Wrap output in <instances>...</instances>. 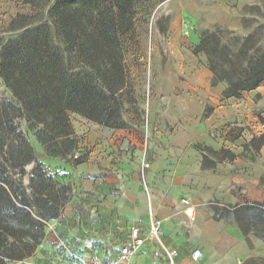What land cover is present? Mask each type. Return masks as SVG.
Instances as JSON below:
<instances>
[{"label": "rangeland", "instance_id": "rangeland-1", "mask_svg": "<svg viewBox=\"0 0 264 264\" xmlns=\"http://www.w3.org/2000/svg\"><path fill=\"white\" fill-rule=\"evenodd\" d=\"M30 1L38 5L24 3L19 13L27 16V24H50L48 12L54 0ZM231 17L238 19L240 30L213 20ZM175 20L180 27L172 33L170 25ZM213 27L235 33L224 40L227 45L237 38L242 50L264 55V0H233L231 5L216 0H133L131 28L120 38L126 76L120 96L123 127L109 128L68 113L75 148L63 155L58 154L60 149L46 150L24 120L19 129L43 155L40 162L47 175L70 186L65 168L54 162H79V155L88 152L78 145V138L89 127L107 134L129 131L136 143L146 139L144 154L134 146L106 153L107 165L102 169H112L119 182L107 188L104 197L111 195L112 201H105L102 213L112 219L120 208L136 218L147 214L148 227L156 221L169 244L183 242V248H199L207 262L264 264V115L260 117L253 108L259 98L253 92L264 86V81L239 98H229L226 114L214 110L226 107L223 96L199 114L179 106L174 94L177 79L173 74L183 72L193 61L209 70L206 55L197 52L196 46ZM21 32L10 25L0 29V53ZM195 38L197 45H193ZM178 79L185 84L182 74ZM211 81L212 76L210 85ZM218 86L224 91L222 83L211 85ZM10 98L11 92L0 78V102ZM126 195H132L134 203L124 204ZM184 199L194 209L192 220L182 211ZM71 201L77 212L79 202L73 199L72 188L65 205ZM94 206L87 207L91 210ZM244 206L253 210L241 209ZM80 209L88 210L84 205ZM95 213L100 214L90 211ZM136 224L146 226L139 220Z\"/></svg>", "mask_w": 264, "mask_h": 264}, {"label": "trees", "instance_id": "trees-1", "mask_svg": "<svg viewBox=\"0 0 264 264\" xmlns=\"http://www.w3.org/2000/svg\"><path fill=\"white\" fill-rule=\"evenodd\" d=\"M48 13L50 24H27V16L17 14L10 28L22 32L0 53V78L11 92V100L0 102V264L34 254L72 188L47 175L43 155L19 122L46 150L62 155L75 148L68 113L113 129L124 123L120 38L131 28L133 0H54ZM229 35L236 36L213 27L196 46L207 57L211 85H224L225 99L264 81V55L242 50L237 38L227 45Z\"/></svg>", "mask_w": 264, "mask_h": 264}, {"label": "crops", "instance_id": "crops-1", "mask_svg": "<svg viewBox=\"0 0 264 264\" xmlns=\"http://www.w3.org/2000/svg\"><path fill=\"white\" fill-rule=\"evenodd\" d=\"M216 2L231 5L233 0H216ZM23 6V0H0V29L8 28L17 14L22 12ZM213 20L233 30H240L241 28L236 17L227 20L224 18L222 21L216 18ZM201 23L206 24L207 22L202 21ZM179 27V21L176 20L170 25L172 33ZM198 41V38H195L193 45H197ZM182 71L173 74L177 79L174 94L179 98L177 102L179 106L195 109L200 114L208 103H214L221 99L223 87H211L212 75L204 65L193 61ZM180 74L185 77V84L179 81ZM253 93L259 97L253 104V108L261 117L264 115V86L257 88ZM225 102L227 103L225 108H215L214 110L221 109L220 112L226 114L228 111L225 109H230L231 101L227 99ZM132 136L133 134H130L129 131L119 130L107 134L91 129V127L82 132L81 137L78 138V145L86 149L88 153L79 155V162L75 165L72 161L68 162L65 159L54 162L57 166L65 168L68 173V179L65 181L71 184L73 199H77L79 202L78 211L74 212L73 210L74 201L65 205L58 218L49 224L44 239L34 254L26 260L8 264H87L93 254L103 260H109L117 255L120 246L128 239L132 229L140 228L141 234H146L149 223L147 214L136 218L132 212L124 208L118 209L117 216L113 219L103 214L105 201H112L111 195L104 197V194L107 193V188L110 190L113 184L119 182L112 169L109 168V171L102 169L107 165L106 153L108 151L114 153L119 147L126 148V146H134L141 154L146 153L147 140L145 139L144 142L141 138L136 143ZM112 157L113 154L110 155L109 159ZM125 198L127 201L124 204L134 203L132 195H126ZM154 203H158V200H154ZM91 204L97 205L91 210L93 212L99 211L100 214H90L91 210L87 206ZM80 205H84L88 210L81 211ZM181 207L184 213L185 206L181 204ZM194 215L193 219L195 218ZM137 220L146 223V226L136 224ZM166 238L167 235L161 232L160 240L164 247L167 250L177 252L174 264H194L189 258L191 250L197 249L202 254L199 248H183V242H176L172 245L168 243L169 239L167 241ZM87 242L90 243V248L86 247ZM157 249L156 244L147 242L137 251L133 263L151 264L153 254ZM83 261L85 262L83 263ZM201 262L203 264H221L218 261L207 262L203 254ZM156 264H169V262L161 253Z\"/></svg>", "mask_w": 264, "mask_h": 264}, {"label": "built area", "instance_id": "built-area-1", "mask_svg": "<svg viewBox=\"0 0 264 264\" xmlns=\"http://www.w3.org/2000/svg\"><path fill=\"white\" fill-rule=\"evenodd\" d=\"M77 157V156H75ZM182 204L185 206L184 214L190 220L193 219L194 210L188 200H183ZM156 244L158 249L154 252L151 264H156L163 253L169 264H174V259L177 257L175 250H167L160 240L159 228L156 221L152 220L149 224L146 234H141L140 228L131 230L128 239L120 246L117 255L109 260H103L96 254H93L87 264H134L133 258L137 251L146 243ZM86 247L90 248V243H86ZM189 258L194 264H203L201 262L202 254L199 250L194 249L189 253Z\"/></svg>", "mask_w": 264, "mask_h": 264}]
</instances>
